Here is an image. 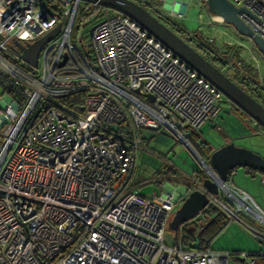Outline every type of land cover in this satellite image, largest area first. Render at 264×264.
Segmentation results:
<instances>
[{
	"label": "built area",
	"instance_id": "obj_1",
	"mask_svg": "<svg viewBox=\"0 0 264 264\" xmlns=\"http://www.w3.org/2000/svg\"><path fill=\"white\" fill-rule=\"evenodd\" d=\"M229 1L243 7L239 17L264 38V0ZM91 5L100 18L87 52L72 37L78 9L88 18ZM58 24L36 65L13 47ZM0 89V264L264 259V249L164 243L175 201L168 193L141 196L132 183L140 130H168L204 163L188 130L214 120L226 98L130 17L81 0H0ZM76 92L84 93L81 109L60 103ZM220 186L211 204L221 206L223 194L235 215L264 225V209L248 192L229 181Z\"/></svg>",
	"mask_w": 264,
	"mask_h": 264
},
{
	"label": "rangeland",
	"instance_id": "obj_2",
	"mask_svg": "<svg viewBox=\"0 0 264 264\" xmlns=\"http://www.w3.org/2000/svg\"><path fill=\"white\" fill-rule=\"evenodd\" d=\"M136 1L143 2L142 0ZM146 2L150 8L175 22L184 33L190 36L197 34L200 40L210 44L219 54V57L228 62L226 68L231 74L234 69L233 67L231 68L230 64L239 62L242 72H246L249 68V75L255 78L260 85L264 86V57L256 51L246 37L240 36L224 21L216 20L214 15L207 11L204 0H188V2L183 0H146ZM173 2L177 4V9L173 8L175 11L172 9ZM92 11L93 6L91 5L89 8L90 16L83 20L84 24L81 26V22L78 24L75 21L73 27L72 43L80 49L79 39H81L83 44H89V28L100 18L97 12L91 13ZM111 12L113 11L111 10ZM226 111L227 103L225 102L219 115L214 120L206 122L200 128L202 138L214 149L221 146L229 136L247 134L250 131H254L253 122L248 121L250 122L248 124L250 128H246L235 118L228 116ZM147 136L150 139L144 142L143 145L140 144L138 149L136 167L132 178V183L135 184L137 193L141 196H146L153 192L162 193V186L169 180L171 185H176V180H181L186 185L194 184L196 181L194 177L191 178L192 182L185 179V175H191L193 170H199V174L205 175V177L207 173H210L209 164L200 163L191 151L184 146L183 142L168 130L163 129L162 132L150 131ZM187 141L195 153L202 157L201 151H204L205 148L200 143L196 145L191 140ZM231 141L236 146L246 147L264 157V139L260 135L248 136L247 134ZM256 178L259 186H264V183L260 182V175ZM159 182L161 183L159 184ZM234 184L240 187L239 184ZM260 190L261 193H259V197L256 196L258 198L255 201L264 209V190H262V187ZM224 198L225 196L222 194L221 206L216 205V208L226 216V225L214 238V245L223 242L229 247H233V245L236 247L242 246L243 249L248 250L251 245H255V241L264 240V238L255 234L257 232L264 234V225L257 223L244 214L235 215L232 206ZM177 208L173 209L171 218ZM240 215L245 217H240ZM228 219L230 222H228ZM163 237L166 245L174 244V231L169 225L166 226ZM231 264L241 263L232 260Z\"/></svg>",
	"mask_w": 264,
	"mask_h": 264
},
{
	"label": "water",
	"instance_id": "obj_3",
	"mask_svg": "<svg viewBox=\"0 0 264 264\" xmlns=\"http://www.w3.org/2000/svg\"><path fill=\"white\" fill-rule=\"evenodd\" d=\"M81 1L96 4L130 17L149 35L156 38L163 46L185 62L188 67L212 84L229 102L246 113L254 123L264 129V105L256 101L224 72L188 44L186 37L182 38L177 35L138 2L134 0ZM185 1L188 2V0ZM204 2L209 13L219 16L225 24L231 26L240 36L246 37L256 51L264 57V38L256 34L238 15L243 7H237L229 0H204ZM59 28L60 24L49 33L26 45L14 41L13 47L23 59L36 65L40 49L58 33ZM91 30L92 27L89 28V34ZM66 58V54H63L60 66L65 63ZM148 96L153 99L150 94ZM203 162L209 164L210 171L217 176V179L207 173L206 177L202 178L199 186L188 192L178 206L169 222L170 228L174 231L175 243L178 242V226L193 219L206 209L211 203V197L219 194L220 183L227 181L232 170L243 167L264 173V157L246 147L236 146L231 140L213 149L207 158V162L205 160Z\"/></svg>",
	"mask_w": 264,
	"mask_h": 264
},
{
	"label": "trees",
	"instance_id": "obj_4",
	"mask_svg": "<svg viewBox=\"0 0 264 264\" xmlns=\"http://www.w3.org/2000/svg\"><path fill=\"white\" fill-rule=\"evenodd\" d=\"M136 1V0H135ZM138 2V1H136ZM140 5H142L144 8H146L149 12H151L155 17H157L160 21H162L167 27H169L172 31H174L177 35L180 37H186V41L188 42L190 39L193 41L194 44H190L195 50H197L200 54H202L207 60H209L212 64L215 65V61L219 62L222 67L226 69V66H228V62L225 61L223 58L219 57V54L211 47L210 44L202 41L199 39L198 35L195 34L194 36H190L186 33H184L181 28L175 24V22H172L169 18L165 17L161 13L157 12L156 10L150 8L147 4V2H138ZM115 12V11H113ZM86 18V14L83 13L82 7H80L75 15V21L79 24L80 21L84 20ZM74 21V24H75ZM84 23H81V26ZM74 27V26H73ZM83 49L85 51L89 52V44L85 45L82 43ZM209 55V56H208ZM233 64H230L231 68L233 67L234 72L231 74L233 75L237 80L240 81V87L243 88L250 96H252L256 101H258L260 104L264 105V87H262L258 81L251 77L249 75V68L246 70V72H242L241 65L239 62H232ZM216 66V65H215ZM248 73V74H247ZM83 92H76L73 94H69L61 98L59 101L63 105L68 106L71 109H81V104L83 103ZM241 113L248 119L250 117L244 113L242 110H240ZM251 120V119H250ZM253 124L260 127L258 124L254 123ZM194 143V140H191ZM200 144L203 146L204 151H201V158L207 159L208 157L204 156V152L210 154V148L208 147V144L204 142H200ZM208 154V156H209ZM205 157V158H204ZM194 175V178L198 181H201L202 178L205 177V175H200L199 170H193L192 172ZM261 175H264V173H261ZM204 212V219L206 220L205 225H202L201 228L199 227H194V229L189 230L187 233H182V236H177L178 237V242L185 244V245H191V243L195 242V240L199 241L197 247H202L205 245H209L207 243L212 242L214 238L217 236L218 233L222 230L223 226L226 225L225 219L226 216L220 212L215 205L209 204L206 209L203 211ZM170 220L168 221L167 225H169ZM199 228V229H197ZM262 243V247H264V241H260ZM194 247L195 246H191ZM234 251V250H233ZM238 261L241 264H247L244 260L242 259H237L233 257L231 261ZM230 261V264H231ZM258 264H264V259L259 258L258 259Z\"/></svg>",
	"mask_w": 264,
	"mask_h": 264
},
{
	"label": "crops",
	"instance_id": "obj_5",
	"mask_svg": "<svg viewBox=\"0 0 264 264\" xmlns=\"http://www.w3.org/2000/svg\"><path fill=\"white\" fill-rule=\"evenodd\" d=\"M184 2H186V1L184 0ZM173 8L177 9L176 3H175V6ZM150 131H152V130H148V129H141L140 130V136H141V140H142L141 144L142 145L144 142H146L147 140L150 139V137L147 136V134ZM188 134H189V140H194V143L199 144L200 142H204V143L208 144V147L210 148L211 152L214 149V147H211L208 142L204 141V139L202 138V135L200 133V129L198 131L188 130ZM228 141H230V140L225 139L224 143H226ZM203 154L205 157H208L209 153L204 152ZM205 160L207 161V159H205ZM192 174L193 173H191V175H185V179L191 181V178L194 177V175H192ZM258 175H260V182L264 183L261 181V177H262L261 173L256 172V171L249 169V168L237 167L236 169L232 170L229 173L227 181L239 184V186L241 188H243L246 192L250 193V196L254 200H256L259 197V193H261V190H260L261 187H262V190H264V186H259V184L256 182V179H257L256 177ZM167 180H168V178H167ZM173 180H175V179H173ZM160 183L161 182H159V184ZM170 183L171 182L169 180L162 186L163 187L162 193H168V194L172 195L174 199L178 196H181L182 198H184L188 194V192H190L194 188L192 184L186 185L181 180H176V185H171ZM256 196H258V197H256ZM240 217H245V216L240 215ZM250 228H252V227H250ZM252 229H254V228H252ZM255 234L264 238V234H259V232L255 233ZM260 241L261 240L255 241L254 242L255 245H251L248 248V250L243 249V247L241 245H239L241 247H236L235 245H233V247H229L227 244H225L223 242H220L219 244L214 245V241H212V242H209L207 244H209L211 246V248L215 249V250H229V251L234 250V251L253 252V251H258V250L264 249V247H262V243H260ZM262 241H264V240H262ZM198 243H199V241L195 240V242L191 243V245H185L182 243H180V245L183 249H190V248H194L191 246L197 247L198 245H200Z\"/></svg>",
	"mask_w": 264,
	"mask_h": 264
},
{
	"label": "flooded vegetation",
	"instance_id": "obj_6",
	"mask_svg": "<svg viewBox=\"0 0 264 264\" xmlns=\"http://www.w3.org/2000/svg\"><path fill=\"white\" fill-rule=\"evenodd\" d=\"M184 1V0H183ZM188 43H190V44H194L193 43V41L190 39L189 41H188ZM209 56V55H208ZM215 65H216V67L218 68V69H220L222 72H224L232 81H234L236 84H239L240 85V81L239 80H237L233 75H231V74H227L226 73V71H225V68L224 67H222V65L219 63V62H217V61H215ZM226 103H227V115L228 116H232V118L234 119L235 118V120H237L240 124H242L244 127H246V128H250L249 126H248V124L250 123V122H248V121H251V122H253L252 120H250V119H248V118H246L242 113H241V111H240V109L239 108H237L234 104H232L231 102H229L227 99H226V101H225ZM223 110V108L220 110V112ZM219 112V113H220ZM219 113H218V115H219ZM254 131L253 132H249V133H247L248 134V136L249 135H260L261 137H262V139H264V129H262L261 127H258V126H256V125H254ZM247 134H238V135H235V136H229L228 138H227V140H235V139H237V138H239V137H243L244 135H247ZM201 181H198V180H196L195 181V183H196V185H199V183H200ZM183 199L184 198H182L181 196H178V197H176L175 199H174V201H175V207L174 208H176V207H178L180 204H181V202L183 201ZM171 219V218H170ZM205 223H206V220L204 219V212L202 211L199 215H197L196 217H194L193 219H191V220H189V221H186V222H184V223H182V224H180L179 226H178V232H177V236H182V233H187L189 230H192V229H194V227H199V228H201V226L202 225H205ZM199 228H197V229H199ZM190 232V231H189Z\"/></svg>",
	"mask_w": 264,
	"mask_h": 264
},
{
	"label": "bare ground",
	"instance_id": "obj_7",
	"mask_svg": "<svg viewBox=\"0 0 264 264\" xmlns=\"http://www.w3.org/2000/svg\"><path fill=\"white\" fill-rule=\"evenodd\" d=\"M214 18L218 21H221L222 19L219 16H214Z\"/></svg>",
	"mask_w": 264,
	"mask_h": 264
}]
</instances>
